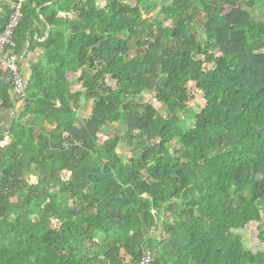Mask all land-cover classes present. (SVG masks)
I'll return each mask as SVG.
<instances>
[{
  "label": "trees",
  "instance_id": "trees-1",
  "mask_svg": "<svg viewBox=\"0 0 264 264\" xmlns=\"http://www.w3.org/2000/svg\"><path fill=\"white\" fill-rule=\"evenodd\" d=\"M22 1L16 51L39 22L46 62L21 97L0 73V108L26 101L0 137V264H264L255 0Z\"/></svg>",
  "mask_w": 264,
  "mask_h": 264
},
{
  "label": "built area",
  "instance_id": "built-area-1",
  "mask_svg": "<svg viewBox=\"0 0 264 264\" xmlns=\"http://www.w3.org/2000/svg\"><path fill=\"white\" fill-rule=\"evenodd\" d=\"M23 16V1H16L5 28L0 30V73H10L14 85V97L24 96L28 87L16 51L17 41L15 39V32ZM153 260L154 254L148 252L143 256L141 264H153Z\"/></svg>",
  "mask_w": 264,
  "mask_h": 264
},
{
  "label": "rangeland",
  "instance_id": "rangeland-1",
  "mask_svg": "<svg viewBox=\"0 0 264 264\" xmlns=\"http://www.w3.org/2000/svg\"><path fill=\"white\" fill-rule=\"evenodd\" d=\"M249 1V0H248ZM104 0H100L99 4H103ZM246 7L252 12L253 16L256 19L262 20L264 19V1L262 0H255L254 6L246 5ZM153 15V14H152ZM133 48L136 49L138 47V43L136 39L131 40ZM133 54L135 53V50H132ZM78 83V82H77ZM75 84V88H79V84ZM189 91H190V99L188 102L189 108L195 112L200 111L206 104L204 93L199 91L196 87V84L194 82L189 83ZM94 106V99L88 100V102L81 107L79 110V123H81V120L85 117H88L90 113L93 111ZM183 115H189V111H184ZM125 130V124L123 122H115L108 125H105L100 133H99V141L102 143L104 140L116 135L120 134L123 135ZM126 143V142H125ZM125 143H121L118 147V151L124 153L125 158H128L129 151L132 149L130 145L129 150L124 151L125 148H123V145ZM171 151L174 153L178 149H180V145L177 141L171 143L170 145Z\"/></svg>",
  "mask_w": 264,
  "mask_h": 264
},
{
  "label": "crops",
  "instance_id": "crops-1",
  "mask_svg": "<svg viewBox=\"0 0 264 264\" xmlns=\"http://www.w3.org/2000/svg\"><path fill=\"white\" fill-rule=\"evenodd\" d=\"M5 3L6 2H2V4H5ZM2 11H3V7L0 6V15L2 14ZM36 24L41 29H43V26L41 23L37 22ZM37 26L28 30L27 40L24 42H21V45L19 44V46H18L19 49L17 52L19 55V61H20L22 72H23L26 80L30 79V77L33 73V69H34L35 64H37L38 62H43V63L46 62V60L44 58L43 48L38 45V42L43 41L44 37L40 36V33L37 30ZM49 29H50V26L48 25V31H49ZM32 32H33V36L31 39V33ZM19 41H20V39H19ZM2 74H3V77L5 80L11 81L10 73L5 72ZM25 102H26L25 99L20 100L17 103L16 108H14V109L13 108H9V109L8 108H0V137H1V135H3V133H6L7 130L10 128L15 114H19L24 110Z\"/></svg>",
  "mask_w": 264,
  "mask_h": 264
},
{
  "label": "water",
  "instance_id": "water-1",
  "mask_svg": "<svg viewBox=\"0 0 264 264\" xmlns=\"http://www.w3.org/2000/svg\"><path fill=\"white\" fill-rule=\"evenodd\" d=\"M54 1H56V0H54ZM54 1H53V2H54ZM127 150H129V146H128L127 143H125V149H124V151H127Z\"/></svg>",
  "mask_w": 264,
  "mask_h": 264
}]
</instances>
